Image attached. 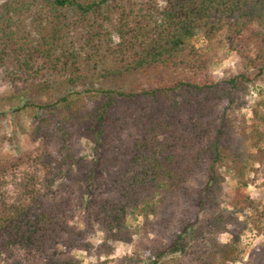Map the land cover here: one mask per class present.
Instances as JSON below:
<instances>
[{
	"label": "trees",
	"instance_id": "16d2710c",
	"mask_svg": "<svg viewBox=\"0 0 264 264\" xmlns=\"http://www.w3.org/2000/svg\"><path fill=\"white\" fill-rule=\"evenodd\" d=\"M197 35L227 43L240 72L211 75ZM0 71L29 93L15 111L29 109L33 140L72 128L93 156L0 157V254L20 247L77 264L72 251L91 250L96 228L98 252L129 243L131 214L165 239L154 260L189 254L233 223L235 212L219 209L223 169L237 181L229 204L249 215L198 264L239 261L242 231H262L264 200L242 191L264 172V113L247 123L235 94L264 79V0H0ZM76 205L83 229L69 223Z\"/></svg>",
	"mask_w": 264,
	"mask_h": 264
},
{
	"label": "rangeland",
	"instance_id": "374dc122",
	"mask_svg": "<svg viewBox=\"0 0 264 264\" xmlns=\"http://www.w3.org/2000/svg\"><path fill=\"white\" fill-rule=\"evenodd\" d=\"M193 41L204 53L212 56L208 67L209 73L215 78H220L224 74L230 75L240 72L238 56L227 43L218 44V42H215L212 48L199 35L194 37ZM18 85H20L19 82ZM27 95H29L28 92L19 91L8 80L3 79L0 71V114L4 113L0 115V157H11L21 150H31L34 155L41 153L43 150L59 157L60 153L64 151L63 148H67L75 156H84L87 160L93 158L92 144L79 131L72 128H70L71 134L69 133L64 140L54 137L44 142L40 140L39 136L33 140L29 134L32 130V122L26 112L29 109L15 111V108L23 102L22 98L27 99ZM235 95L236 101L241 103L238 112L245 118L247 123L256 120V117H254L255 110L257 115L264 113V79L255 83H246ZM50 129L54 130L52 127ZM59 134L60 132H58ZM8 137H10V140ZM223 175L225 180L218 196L219 209L222 212H226V210L234 211L233 223L227 224L226 228L220 232H215L211 236L207 235L204 240L196 243L197 246L191 253L166 255L161 259L154 260V255L159 251L165 239L156 234V231L149 226L141 215L131 214L127 217V229L131 235L129 243L109 241L107 243L108 247H106L109 248V252H98V249L104 250L105 247H98L104 237L103 233L96 228L88 235V240L93 245L91 250L76 249L72 251V255L78 261L77 264H198L197 254L209 250L213 245V240L220 243L229 241L232 231H238L241 223L249 215L248 210L240 212L229 204V201H234L237 181L230 171L223 169ZM246 176L250 179L254 177L250 165L246 169ZM11 182L9 181L7 189L14 190V184ZM254 183L251 182L243 189L242 193L253 199L264 200V172L259 173ZM56 184L57 182L53 185L54 189ZM69 223L80 229L85 227V213L81 206H75L73 216L69 218ZM262 225L263 229L260 232L250 226L242 231L239 243L245 248V253L239 261L233 264H264V219ZM0 264H45V261L37 254L20 247H13L0 254Z\"/></svg>",
	"mask_w": 264,
	"mask_h": 264
}]
</instances>
